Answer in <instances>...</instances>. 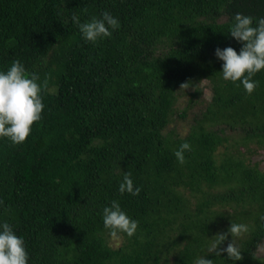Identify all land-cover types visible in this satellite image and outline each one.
<instances>
[{"label": "trees", "instance_id": "16d2710c", "mask_svg": "<svg viewBox=\"0 0 264 264\" xmlns=\"http://www.w3.org/2000/svg\"><path fill=\"white\" fill-rule=\"evenodd\" d=\"M105 10L120 27L86 42L73 13ZM238 12L264 17V0H0V68L18 59L47 80L26 140L0 139V220L23 235L28 264H195L231 223L249 229L234 238L235 264H264V169L241 149L264 147V71L249 95L214 54L241 47L228 33ZM204 80L212 99L188 134L167 131L179 92L192 90L190 105ZM228 130L242 135L230 142ZM125 171L138 196L119 193ZM112 199L139 220L117 246L102 220Z\"/></svg>", "mask_w": 264, "mask_h": 264}, {"label": "clouds", "instance_id": "9594fccd", "mask_svg": "<svg viewBox=\"0 0 264 264\" xmlns=\"http://www.w3.org/2000/svg\"><path fill=\"white\" fill-rule=\"evenodd\" d=\"M71 21L78 27L83 39L92 43L111 37L113 31L120 27L119 18L107 10L83 22L79 15L73 13ZM228 33L241 47L238 51L232 46L215 49V56L223 61L222 79L238 81L250 95L259 85V81L254 79L256 73L264 71V17L238 12L233 17ZM46 87L47 80L41 81L38 73L28 72L18 59L13 60L6 69L0 68V139L10 140L12 144L26 140L33 123L42 118V92ZM186 151H191V144L185 140L174 152L180 164L185 162ZM141 190V186L135 184L132 173L125 171L119 183V193L138 196ZM102 220L104 228L114 237L121 233L131 237L139 227V220L128 214L119 199H112L103 207ZM248 230L247 224L231 223L227 232L215 235L216 238L207 245L206 253L199 256L195 264H215L214 259L206 258L208 253H215V256L227 253V257L235 264L242 258V253L234 238ZM229 233L233 240L226 247H219L228 239ZM28 261L29 252L23 235H18L7 220H0V264H28Z\"/></svg>", "mask_w": 264, "mask_h": 264}, {"label": "rangeland", "instance_id": "374dc122", "mask_svg": "<svg viewBox=\"0 0 264 264\" xmlns=\"http://www.w3.org/2000/svg\"><path fill=\"white\" fill-rule=\"evenodd\" d=\"M202 87L204 89L203 94L200 96L193 97V102L190 103L191 91H180L179 92V99L177 102V114L174 117V121L168 126L166 129L167 131L175 130L180 135H186L191 129V125L193 123V118L195 114L201 112L206 105L211 101L212 99V89L209 85V82L207 80H204L202 82ZM189 105L188 111L186 116H180V112H183V110ZM227 134H229L231 141L233 142L235 138H240L242 135V132L240 130H235L234 132L232 130H228ZM253 147V151H249L247 147H242L241 149L244 151L245 155L247 156L248 162L251 163H258L261 169H264V147H259V145L255 142L251 144ZM225 150V146L220 148V152H223ZM237 241V239H235ZM112 244L117 246L122 242L121 237H114L111 240ZM258 255L264 256V241L261 243L259 249H258Z\"/></svg>", "mask_w": 264, "mask_h": 264}]
</instances>
